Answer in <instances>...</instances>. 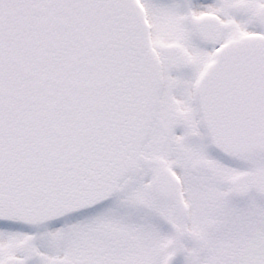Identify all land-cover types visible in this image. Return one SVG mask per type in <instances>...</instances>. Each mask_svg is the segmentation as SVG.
Returning <instances> with one entry per match:
<instances>
[{"label": "snow or ice", "instance_id": "6c2138e0", "mask_svg": "<svg viewBox=\"0 0 264 264\" xmlns=\"http://www.w3.org/2000/svg\"><path fill=\"white\" fill-rule=\"evenodd\" d=\"M0 264H264V0H0Z\"/></svg>", "mask_w": 264, "mask_h": 264}]
</instances>
